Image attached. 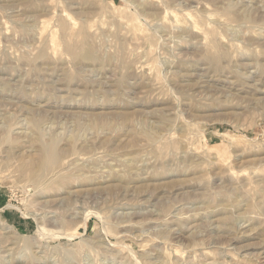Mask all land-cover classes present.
<instances>
[{
    "label": "rangeland",
    "instance_id": "1",
    "mask_svg": "<svg viewBox=\"0 0 264 264\" xmlns=\"http://www.w3.org/2000/svg\"><path fill=\"white\" fill-rule=\"evenodd\" d=\"M0 219V264H264V0H0Z\"/></svg>",
    "mask_w": 264,
    "mask_h": 264
},
{
    "label": "bare ground",
    "instance_id": "2",
    "mask_svg": "<svg viewBox=\"0 0 264 264\" xmlns=\"http://www.w3.org/2000/svg\"><path fill=\"white\" fill-rule=\"evenodd\" d=\"M205 54H206V53H205ZM204 56H205V55H204ZM202 57H203V55H202ZM209 58H210V57H209ZM201 60H202V59H201ZM207 60H208V59H207ZM214 61H215V59H214ZM42 145H43V144H42ZM44 146H45V144H44ZM44 146H43V147H44ZM54 146H56V144H55ZM54 146H52V147H54ZM46 147H47V146H46ZM44 148H45V147H44ZM48 148H49V146L47 147V149H48ZM55 148L57 149V147H55ZM55 148H53V149L55 150ZM41 149H42V147H41ZM54 150H52V155L49 154L48 151L51 152V150H49V149H48V150L44 149V152L47 151L46 153H47V155H50V156H48V157H50V159H51V156H54L53 154L55 153V155H56V153H57L56 151L53 153ZM38 151H40V150H38ZM57 151H58V150H57ZM42 154H43V153H42ZM47 155H45V156L47 157ZM59 155H60V154H59ZM40 156H41V155H40ZM40 156H39V154H38V159H39V160H40V158H39ZM57 156H58V154H57ZM57 156H55V158H56ZM46 157H45V160H46ZM59 157H61V156H58V159H59ZM41 159H42V158H41ZM48 159H49V158H48ZM56 159H57V158H56ZM58 159H57V160H58ZM43 160H44V159H43ZM53 160H55L54 157H52L51 162H52ZM57 160H55V161L57 162ZM34 162H35V161H34ZM47 162L50 163L48 160H47ZM59 162H60V161H59ZM57 163H58V162H57ZM50 164H51V163H50ZM52 164H56V163H54V161H53ZM58 164H59V163H58ZM58 164H57V165H58ZM46 165H47V164H46ZM46 165H45V166H46ZM48 165H49V164H48ZM43 166H44V165H43ZM43 166H42V168H43ZM31 167H32V166H31ZM33 168H34V167H33ZM45 169L49 170V167H47V168L45 167ZM45 169H44V171H46ZM42 170H43V169H42ZM42 170H41V171H42ZM46 172H47V171H46ZM1 222H2V221H1V219H0V223H1ZM1 224H3V223H1Z\"/></svg>",
    "mask_w": 264,
    "mask_h": 264
}]
</instances>
